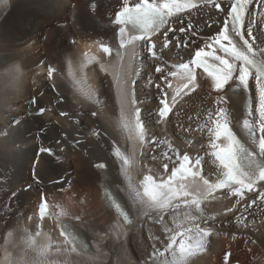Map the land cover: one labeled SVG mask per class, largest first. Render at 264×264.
Instances as JSON below:
<instances>
[{
    "label": "bare ground",
    "instance_id": "1",
    "mask_svg": "<svg viewBox=\"0 0 264 264\" xmlns=\"http://www.w3.org/2000/svg\"><path fill=\"white\" fill-rule=\"evenodd\" d=\"M137 1L128 0V3ZM218 2L222 5L229 3L228 0ZM122 6L123 0H11L9 6H0V79L14 83L18 75L17 62H22L25 70L19 90L11 87L0 90V135L8 133L0 138V242L7 230H21L15 235L12 247L2 254L8 260L12 255V264H48L43 262L45 252L41 254L35 231L31 229L29 236L22 232L25 226L32 224L31 218L36 214L41 196L57 214L78 219L85 232L103 229L112 220L100 200L98 184L101 173L93 166L109 161L106 170L112 180L118 182L119 171L112 152L115 148L130 149L133 160L139 140L131 134L130 123L126 120L127 106L132 105L133 99L141 108L147 129V145L140 158L142 170H161L165 162L170 164L171 161L164 157V153H168L175 159L169 145L181 154L188 152L193 158L199 156L206 176L216 170L208 155L207 133L199 131V125L207 121L209 112L225 106L217 104V93L211 88V81L186 96L170 117L159 124L154 108L162 91L167 92V83L154 69L159 64L170 70L172 64L187 62L195 47L202 46L204 39L218 29L219 24H211L209 28V17L214 20L223 17L211 5L186 13L182 20L170 25L176 28L175 33H170L175 37L170 49L161 52L158 46L157 53L163 57L160 61L147 53L146 42H143L141 58L132 70V79L129 78V84L134 83L130 89L124 86L126 70L121 72L116 67H106L115 72L119 82L114 94L109 92L113 85L111 79L92 67L91 73L101 97L100 105L92 106V97L83 95L75 84L80 80L77 57L85 51L101 56L92 43L114 42L111 20ZM250 10L245 30L248 22H252L256 42L264 46V4L256 0ZM189 25L197 31V36H191V32H179V27L188 28ZM186 36L189 43L195 41L191 47H185ZM156 37L162 43V32ZM68 54L71 55V66L64 68L63 60ZM48 65L58 66L51 80L47 77ZM61 70L67 72L69 80L58 76ZM250 85L249 94L228 98L226 106L232 120L244 118L245 101L249 95L255 107L254 79ZM33 98L35 103L31 102ZM80 98L82 100L76 104ZM40 108L46 111L35 116ZM96 110L98 116L94 118L92 112ZM61 112L66 115L62 116ZM18 120L20 123L14 127L13 123ZM188 128L191 131H186ZM41 145L52 148L54 154L38 156ZM34 165L40 184L33 180ZM138 169H133L131 174L136 175ZM262 191L264 182L256 187L255 192L246 193L243 200L238 201L226 191L214 202L206 204L202 208L203 217H215L208 223L212 235L207 238L204 251L190 257L186 264H224L226 253L229 254V264H264V199L259 198ZM14 192L18 194L10 199ZM67 195L69 201H63ZM120 196L123 197L121 191ZM143 215L144 212L139 216ZM166 223L173 227L171 216ZM153 236L162 237V227L146 216L129 237L126 250L138 264H144V261L151 264ZM52 240L59 243L54 234ZM157 247L162 250L161 245L157 244ZM57 248L60 251L65 249L63 246ZM118 256L123 261L121 252ZM166 258L171 259L170 255ZM163 259L159 258L156 264ZM79 264L97 263L96 260H81Z\"/></svg>",
    "mask_w": 264,
    "mask_h": 264
},
{
    "label": "snow or ice",
    "instance_id": "2",
    "mask_svg": "<svg viewBox=\"0 0 264 264\" xmlns=\"http://www.w3.org/2000/svg\"><path fill=\"white\" fill-rule=\"evenodd\" d=\"M256 0H229L227 5H222L218 0H138L133 5H129L128 0H123V6L115 13L114 23L120 25L118 35L123 36L120 40V47L126 43L146 42L147 53L156 61L162 60V55L157 53L160 46L161 52L170 49L171 42L175 39L170 33H175L174 25L176 21L182 20L183 16L195 9L198 4L211 5L217 14L223 17L222 20H214L209 17L211 24H219V28L214 34L207 36L202 46H196L193 54L187 62L172 64L170 70L157 64L154 71L159 73L164 82L171 87L168 77H175L181 74L187 78V83L183 89L178 90L173 96V101L180 91H184L187 96L194 93L197 88L211 81V88L217 93V104L223 103L225 106H218L214 112L208 113V119L204 124L199 125V131L206 132L208 136V147L211 149L210 155L214 158L219 174L212 184L209 196L216 190H227V194L243 200L246 193L256 191L258 182H264V46L256 42L252 22H248L246 30V18L250 14V6ZM3 5L8 4V0H0ZM259 4H264V0H258ZM254 16V13H253ZM132 24L140 29L139 35H131L126 32L123 25ZM162 32V43L159 37L154 42V34ZM180 33L191 32V36L198 35L197 31L179 27ZM195 41L188 42L185 37V47H191ZM103 51L108 53L110 49L102 46ZM197 70H202L205 80L198 82ZM18 74V69H16ZM55 69L48 67L47 77L52 79ZM255 81V107L253 99L249 95L245 101L244 118L240 125L246 139H241L238 133L232 128V120L225 96L222 93L231 89L233 92L241 91L242 94H249L251 90L250 81ZM78 90L85 96L94 95L91 86L84 77L76 80ZM35 103V99L31 101ZM134 107V131L141 143L145 142L146 126L141 119V108L136 106L137 100L131 101ZM45 108H40L42 114ZM157 123L166 121L173 112V106L167 102V92L162 91L158 104L154 108ZM62 116L66 113L61 112ZM96 115L95 112L92 113ZM255 116V119H253ZM127 127V125H125ZM191 131V128L186 129ZM39 136V133L37 134ZM169 150L175 154V159L164 153L167 161L163 167L166 177L156 178L154 175H145L141 181V190L136 191L134 203L149 210V216L154 222L162 227L163 236L151 237L153 241V251L151 264H156L159 258H165L160 264H186L190 257L203 252L207 243V238L212 235L209 220L215 217H203L201 201L190 192L183 190V186H176V180H183L186 177H197L201 175L200 165L202 160L197 156L193 161L188 152L181 154L177 149L169 145ZM48 154L52 156L53 150L50 147L41 145L37 155ZM116 156L123 160L126 167L129 164L127 157H123L119 150ZM155 159V157H153ZM104 168V164L98 165ZM33 180L40 184L41 180L33 167ZM61 181H56L60 183ZM206 184L207 180L204 181ZM116 214L123 219L126 225L131 224V213L122 205L112 193H105ZM214 198V197H213ZM259 198L264 199V191L259 193ZM255 203V201H253ZM250 206V205H249ZM195 213L193 214L192 210ZM231 209H229L230 211ZM155 213L154 216L151 214ZM52 215L48 210V204L43 196L39 201V216L44 218ZM171 216L173 227H168L166 221ZM203 225V226H202ZM60 235L64 237L65 243L73 245V251L78 239V230L74 228L70 221H63L59 224ZM157 244L162 246L157 247ZM46 249L42 250L43 254ZM170 255L171 259L166 256ZM224 264H229V254L223 257ZM148 264V261H144Z\"/></svg>",
    "mask_w": 264,
    "mask_h": 264
},
{
    "label": "clouds",
    "instance_id": "3",
    "mask_svg": "<svg viewBox=\"0 0 264 264\" xmlns=\"http://www.w3.org/2000/svg\"><path fill=\"white\" fill-rule=\"evenodd\" d=\"M17 69H18V75L14 83L9 84L4 79H0V90L8 88V87L13 88L14 90H19L22 87L23 82H24V74H25V70L23 68L22 62H17Z\"/></svg>",
    "mask_w": 264,
    "mask_h": 264
},
{
    "label": "rangeland",
    "instance_id": "4",
    "mask_svg": "<svg viewBox=\"0 0 264 264\" xmlns=\"http://www.w3.org/2000/svg\"><path fill=\"white\" fill-rule=\"evenodd\" d=\"M42 39H43V38H42ZM69 198H70V197H68V195H67V196L64 197L62 200H63V201H65V200H66V201H69ZM56 202H58V201L56 200ZM60 208H64V206H60ZM247 253H249V252H247Z\"/></svg>",
    "mask_w": 264,
    "mask_h": 264
}]
</instances>
